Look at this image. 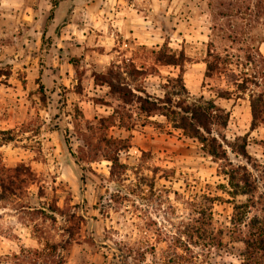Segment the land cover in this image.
Listing matches in <instances>:
<instances>
[{"label": "rangeland", "instance_id": "374dc122", "mask_svg": "<svg viewBox=\"0 0 264 264\" xmlns=\"http://www.w3.org/2000/svg\"><path fill=\"white\" fill-rule=\"evenodd\" d=\"M201 2L203 14L188 25L200 35L182 43L191 61L204 55L215 10L214 0ZM41 3L0 0V166L30 171L20 172L25 182L13 194L1 198L0 188V264H168L171 249L184 243L181 226L202 208H210L221 246H192L188 264H244V245L231 232L234 206L247 204L248 216H264V124L252 125L248 94L217 97L219 89L234 90L233 79L206 78L202 64H185L189 98L213 99L229 115L213 132L215 158L162 114L146 115L111 94L102 45L60 61L45 54ZM158 49H136L146 74L125 79L134 92L163 97L167 79L179 74V67L155 63ZM258 54L264 58V42ZM118 57L113 62L122 67ZM103 140L129 144L118 153L125 166L119 179L109 176ZM229 168L245 192L229 184ZM250 195L253 203H246Z\"/></svg>", "mask_w": 264, "mask_h": 264}, {"label": "trees", "instance_id": "16d2710c", "mask_svg": "<svg viewBox=\"0 0 264 264\" xmlns=\"http://www.w3.org/2000/svg\"><path fill=\"white\" fill-rule=\"evenodd\" d=\"M214 2L215 10L212 12L208 41L205 43L201 59L205 63L204 77L211 78L223 74L227 79H233L234 90L219 89L216 96L229 99L234 95L239 97L247 93L252 125L264 124V90L258 89L264 84V58L258 54V45L264 42V0H214ZM216 41L227 44L219 48ZM152 53L155 55L156 64L179 67V74L176 77H169L163 85L165 89L163 97L147 94L143 88H135L136 92L130 88L125 79L135 82L146 74L143 67L136 68L130 61L123 63L122 67L111 64L107 73L102 76L104 83L109 87L111 94L119 95V100L124 105L132 102L141 113L162 114L171 123L172 128L197 140L202 144L203 150L218 158L220 155L215 144L219 143L213 132L215 128L226 126L228 112L213 99H204L202 96L189 98L182 74L185 64L191 60L184 53V49L173 50L163 43ZM114 69L121 70L125 77ZM114 141L103 140L106 144H102L104 147L101 149L103 157L111 162L109 176L112 180L119 179L125 168L119 161L118 153L129 148V144H110ZM111 152H114L113 156L109 154ZM21 171H25L26 175L30 174V171L23 167L0 166L1 198L21 188L25 182V179L19 178ZM226 172L230 177L229 184L236 190L241 188L244 191L243 185L233 180L236 169L229 168ZM240 179L246 182L245 178ZM247 185L250 186L249 183ZM246 203H253L252 195ZM249 209L247 204L234 206L230 219L231 232L238 233L239 241L244 245L243 251L240 252L244 264H264V216L259 217L257 214L248 216ZM191 214L195 215L189 218L191 222L181 226L180 233L185 238L184 243L171 249L170 258L166 261L168 264L192 263V259L189 258L191 247L194 245L207 248L221 246V233L219 231L214 233L211 228L210 208L198 209ZM178 249L184 251L183 255Z\"/></svg>", "mask_w": 264, "mask_h": 264}, {"label": "crops", "instance_id": "0c3cea01", "mask_svg": "<svg viewBox=\"0 0 264 264\" xmlns=\"http://www.w3.org/2000/svg\"><path fill=\"white\" fill-rule=\"evenodd\" d=\"M41 1V34L49 38L45 54H54L60 61L66 53L80 55L88 46L102 45L103 62L111 65L120 56L139 69L136 49H157L163 43L173 50L183 49L182 43L200 35L190 32L188 25L205 10L200 0H195L197 6L190 11L185 9L187 0ZM201 59L191 62L202 64L205 70Z\"/></svg>", "mask_w": 264, "mask_h": 264}]
</instances>
